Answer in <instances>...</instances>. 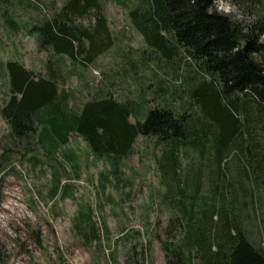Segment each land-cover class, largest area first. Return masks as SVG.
I'll list each match as a JSON object with an SVG mask.
<instances>
[{
	"label": "trees",
	"instance_id": "16d2710c",
	"mask_svg": "<svg viewBox=\"0 0 264 264\" xmlns=\"http://www.w3.org/2000/svg\"><path fill=\"white\" fill-rule=\"evenodd\" d=\"M219 1L131 0L128 6L132 25L154 52L173 59L183 51L203 71L189 91L191 108H150L144 96L119 101L102 87L77 109L60 91L58 70L50 62L45 74H37L7 61L9 97L0 115L12 145L1 147L0 171L6 152L19 145L35 144L50 155L75 133L93 155L118 159L130 154L139 135L154 136L166 186L160 203L169 211L167 264H264V221L253 224L258 236L252 237L253 222L244 219L246 210H263L264 0H226L256 17L249 25L218 12ZM90 13L88 26L76 21ZM29 32L39 51L82 66L114 44L100 0H64ZM165 90L154 92L160 97ZM189 150L191 161L182 164ZM58 182L55 174L52 193ZM92 234L99 240L95 228Z\"/></svg>",
	"mask_w": 264,
	"mask_h": 264
},
{
	"label": "rangeland",
	"instance_id": "374dc122",
	"mask_svg": "<svg viewBox=\"0 0 264 264\" xmlns=\"http://www.w3.org/2000/svg\"><path fill=\"white\" fill-rule=\"evenodd\" d=\"M63 1L0 0V107L9 97L5 71L9 60L37 74H45L50 62L58 70L60 91L70 95L77 109L102 87L119 101L133 97L140 101L144 96L150 108L158 104L177 111L194 107L189 105V91L203 71L183 51L173 59L154 52L131 23V0H100L114 44L88 66L39 51L29 29L53 14ZM217 11L243 25L256 18L226 0L217 3ZM91 17L90 13L76 21L88 26ZM159 87L166 89L160 97L154 92ZM9 132L0 115V154L2 145H12ZM34 147L19 145L16 151L4 152L0 264H167L163 242L168 236L169 211L160 203L166 186L157 168L161 146L156 137L139 135L130 154L118 159L93 155L75 133L53 154ZM192 155L189 150L182 156V164L191 161ZM55 174L58 190L52 193ZM260 199L263 210H246L248 217H244L253 222L252 237L258 236L253 224L264 221L262 189Z\"/></svg>",
	"mask_w": 264,
	"mask_h": 264
}]
</instances>
